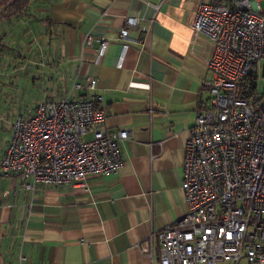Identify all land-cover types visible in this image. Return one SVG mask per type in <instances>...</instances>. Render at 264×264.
<instances>
[{
	"label": "crops",
	"instance_id": "obj_1",
	"mask_svg": "<svg viewBox=\"0 0 264 264\" xmlns=\"http://www.w3.org/2000/svg\"><path fill=\"white\" fill-rule=\"evenodd\" d=\"M209 1L29 0L10 19L0 7L1 40L15 33L30 39L34 31L30 42L45 40L4 73L11 92H4L6 99L0 92V111L8 104L20 112L0 122V158L22 105L30 112L86 76L97 88L78 96L102 95L106 129L129 130L118 173L90 176L87 188L25 190L21 175L0 169V264H160L158 231L189 211L181 187L185 148L210 77L189 47L195 13ZM130 16L138 25L124 41L120 31ZM100 39L108 41L102 55ZM12 67L21 69V78ZM151 235L147 254L141 244Z\"/></svg>",
	"mask_w": 264,
	"mask_h": 264
},
{
	"label": "built area",
	"instance_id": "obj_2",
	"mask_svg": "<svg viewBox=\"0 0 264 264\" xmlns=\"http://www.w3.org/2000/svg\"><path fill=\"white\" fill-rule=\"evenodd\" d=\"M261 1L211 0L195 13L189 50L210 73L208 96L185 148L181 187L189 211L158 231L160 264H264ZM137 25L136 17H127L121 39L131 40ZM99 42L102 55L108 41ZM96 88L92 76L75 79L69 93L39 102L28 116L18 114L0 158L2 174L21 175L25 190L39 184L87 188L90 176L116 175L129 130L106 129L102 95L77 94ZM152 236L141 244L147 254Z\"/></svg>",
	"mask_w": 264,
	"mask_h": 264
},
{
	"label": "rangeland",
	"instance_id": "obj_3",
	"mask_svg": "<svg viewBox=\"0 0 264 264\" xmlns=\"http://www.w3.org/2000/svg\"><path fill=\"white\" fill-rule=\"evenodd\" d=\"M260 3L262 6V9L264 10V0H262ZM34 32L31 33L30 39L25 37V36H23L21 38H17L16 33L14 34V37H12L11 39H6V40H5V38H3L4 40L0 39V92H3L2 96L4 97V99H6V97H8V93H4V92L5 91L11 92L7 88L8 86L3 84L4 80L6 79V76L4 73L8 71L7 69L9 67L8 66L9 63L19 64V63H21V60L23 59L25 54H27L28 52L31 53L33 51V49H34L33 46H41L42 45L41 41H43V44L45 45L44 39H42V40L39 39L40 40L39 43L30 42V41H32L31 38H32V35L34 36ZM36 40H38V39L35 38L33 41H36ZM23 60H25V59H23ZM17 72H21V69L19 71L17 67L16 68L12 67L11 73H14L16 75V77L17 76L20 77L21 73H19L17 75L16 74ZM260 74H261V77L264 78V59L262 60ZM14 78L12 76L10 78L7 77V79L9 81H13V83H16L17 80H15ZM12 86H14V85H12ZM16 88H17V84H15V86L12 89L16 90ZM259 91H260V93H264V80L260 81ZM30 106L33 107L34 105H30ZM25 107L22 105L21 113L25 114V116H28L29 111ZM5 108H6V110H4L3 112L0 111V122H2L3 124H5L7 119L10 116L12 117L13 114L15 112H17V110H18L15 108V106L10 107L8 104L5 105ZM18 108H19V105H18ZM18 111L20 112V110H18ZM87 136H89V135H87Z\"/></svg>",
	"mask_w": 264,
	"mask_h": 264
},
{
	"label": "trees",
	"instance_id": "obj_4",
	"mask_svg": "<svg viewBox=\"0 0 264 264\" xmlns=\"http://www.w3.org/2000/svg\"><path fill=\"white\" fill-rule=\"evenodd\" d=\"M28 4L29 0H0V7L5 9L3 15L8 19L18 15Z\"/></svg>",
	"mask_w": 264,
	"mask_h": 264
}]
</instances>
